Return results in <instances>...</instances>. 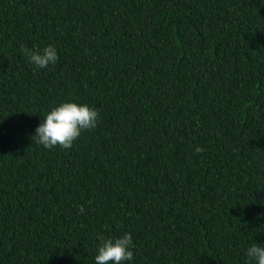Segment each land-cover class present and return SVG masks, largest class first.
<instances>
[{"label": "trees", "instance_id": "1", "mask_svg": "<svg viewBox=\"0 0 264 264\" xmlns=\"http://www.w3.org/2000/svg\"><path fill=\"white\" fill-rule=\"evenodd\" d=\"M49 43L47 68L21 53ZM68 99L97 123L45 148ZM125 231L132 264L264 243V0H0V264H95Z\"/></svg>", "mask_w": 264, "mask_h": 264}, {"label": "clouds", "instance_id": "2", "mask_svg": "<svg viewBox=\"0 0 264 264\" xmlns=\"http://www.w3.org/2000/svg\"><path fill=\"white\" fill-rule=\"evenodd\" d=\"M21 53L36 68H47L58 60V50L51 43L42 48L22 45ZM98 115V110L88 103L75 99L60 101L43 114L32 138L45 148L68 149L82 131L95 127ZM195 151L202 148L197 146ZM79 211H84L83 206ZM133 257V237L125 231L119 236L99 238L93 259L95 264H132ZM245 258L249 264H264V243H250L245 248Z\"/></svg>", "mask_w": 264, "mask_h": 264}]
</instances>
